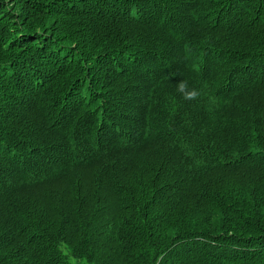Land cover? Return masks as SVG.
I'll list each match as a JSON object with an SVG mask.
<instances>
[{
  "label": "trees",
  "instance_id": "1",
  "mask_svg": "<svg viewBox=\"0 0 264 264\" xmlns=\"http://www.w3.org/2000/svg\"><path fill=\"white\" fill-rule=\"evenodd\" d=\"M0 264H264V0H0Z\"/></svg>",
  "mask_w": 264,
  "mask_h": 264
},
{
  "label": "rangeland",
  "instance_id": "2",
  "mask_svg": "<svg viewBox=\"0 0 264 264\" xmlns=\"http://www.w3.org/2000/svg\"><path fill=\"white\" fill-rule=\"evenodd\" d=\"M233 46L234 48H238L235 39L232 41V47ZM136 165L140 168L141 174H151L157 172L159 169V162L153 159L142 158L136 163ZM132 223L135 224L134 221Z\"/></svg>",
  "mask_w": 264,
  "mask_h": 264
}]
</instances>
